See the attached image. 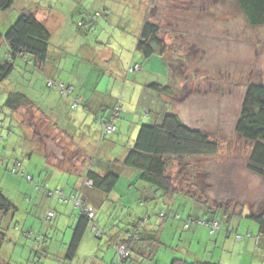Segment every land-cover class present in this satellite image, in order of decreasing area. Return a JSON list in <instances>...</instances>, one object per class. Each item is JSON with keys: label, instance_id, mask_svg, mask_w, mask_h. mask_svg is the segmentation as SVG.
<instances>
[{"label": "crops", "instance_id": "crops-1", "mask_svg": "<svg viewBox=\"0 0 264 264\" xmlns=\"http://www.w3.org/2000/svg\"><path fill=\"white\" fill-rule=\"evenodd\" d=\"M70 1L71 3L65 2L66 7L70 9L69 13L62 10V14L53 5L41 4L38 17L47 24L50 31L52 27L62 25V21L63 26L68 21V30L72 29L75 33L74 38L68 41V35L64 33L62 44L51 42V58L44 71L36 70L27 65L24 60L17 58L16 68L12 74L0 83V110L4 116L13 117L9 124L6 119H3V124H5L3 130V125L0 126V133L5 140H1V143L6 142L7 144L8 142V148L4 151L0 150V157L5 163H16L20 155L19 151L22 150L24 157L22 169L32 176L27 191H39L34 207L42 208L49 202L47 207L55 206L58 209L57 218L51 221V225L62 221L64 233L60 246L52 251L47 246L45 253L39 256V264H111L117 259V245L126 239L127 229L131 227L125 224L128 214L124 203L127 196L117 190L118 194H114L110 201L108 197L94 189L93 185L86 182L87 175L90 168L102 172L104 167L114 166L113 162L133 145L139 128L138 123L147 120L148 111L145 113L144 110L152 107L155 102L156 93L148 85L161 81L160 77L167 75L163 74L167 71L166 66L163 67V65H167L169 69L165 78L171 77V71L166 60L153 57L145 61L136 49L138 36L145 20L149 17L156 21V11L150 12L149 0H143L141 7L136 6L138 0H125L122 11L117 14L120 16V23L116 20L118 22L117 31L105 33L106 30L103 29V34L97 33L93 37H89L88 32L96 30L97 24L102 23L101 20L95 18L90 21L91 28L85 27L81 31H76L75 18L72 14L78 7H73L74 0ZM100 6L103 9L98 8L94 12L102 11L106 20L109 19L110 14L117 13L119 10L115 1L107 0ZM128 7L130 9L126 11ZM12 19V12L0 14V26L3 25L6 29ZM129 32L132 34L128 35ZM7 57H9L8 51L5 49L4 54L0 55V60H5ZM136 63H141L142 68L135 72H128V68ZM159 66H161V73L158 72ZM47 78L73 84L75 94L82 99V105L71 109L73 97L62 96L57 90L48 88ZM9 93L15 105L22 103L19 108L12 110L7 107L8 105L6 106L5 99ZM23 102L26 104L29 102L31 105L27 106ZM134 103H138L137 108ZM116 105L122 106L120 118L115 121L116 132L103 136L102 122L108 118L110 110ZM6 127H10L9 131L21 137L24 143L8 139L10 136L5 133ZM97 161L101 165L95 166ZM119 168L121 178L123 175L128 178L134 176L135 181L132 180V185L140 184L143 190L136 191L130 184L128 185L133 190L129 191L130 198L137 201L136 208H134L135 213L130 212V215L143 214V218L139 223L133 224L137 227L140 239L137 244H133L134 253L131 258L123 264H170L176 258L189 261L212 260L211 262L224 264H232L231 261L238 258L241 264H244V257L247 260L250 255L255 261L261 257L260 254L263 252H259L257 246L264 238L262 235H259L258 242L251 241L250 247L253 251H248L246 256L243 257L242 251L235 252L234 246L230 249L232 251L229 255L223 252L216 259L213 256L206 257L209 247L204 248L205 254L202 256H193L184 245L180 244L181 241L173 244L171 239H162L160 235L162 227L166 229L169 226L171 234L174 230L176 232L179 226L183 228L181 223L173 219L175 218L173 213H177L179 209L176 208L173 198L181 199L186 195L184 193L173 196L163 194L167 197L162 202L159 198L162 195L160 191L155 189L153 191L146 183L140 182L131 169L123 168L121 165ZM54 174L62 176L61 184L54 182ZM20 180L23 182L19 177L17 179L10 175L6 181H0V183L3 185H9L10 182L19 184ZM53 183L59 188V191L55 192H61L59 194L62 195V201L57 195H51ZM48 196L52 199H46ZM72 196L80 197L83 203L95 210L92 220L102 228L106 235L108 234V238L105 239V234L98 237L93 235L92 227H90L91 229L88 228L80 242L76 254L70 256L68 249L72 237L69 231L73 232L81 213L74 200L70 199ZM32 199V195H29V207ZM164 204L170 206L164 219L148 223L150 218L155 217L152 213H156L159 206L163 207ZM33 210L37 211L36 208ZM243 212L248 213L247 210ZM43 213L44 210L39 214L40 218ZM196 217L188 216V218ZM189 230H192L193 235L204 231L196 225L185 231ZM219 236L224 239L230 237L225 233H220ZM156 237L158 242L150 241ZM6 246L7 244L4 243L0 254V264H24L25 261L26 264H36V257L33 254L38 253L43 247V245L36 246L37 248L32 249L28 258H21L17 261L13 259V256L6 257ZM105 246L106 248L102 249ZM102 250H104L103 254L100 253ZM179 250H185V252L180 255ZM253 260L252 264H255ZM262 263L264 264V253Z\"/></svg>", "mask_w": 264, "mask_h": 264}, {"label": "rangeland", "instance_id": "rangeland-1", "mask_svg": "<svg viewBox=\"0 0 264 264\" xmlns=\"http://www.w3.org/2000/svg\"><path fill=\"white\" fill-rule=\"evenodd\" d=\"M30 1L23 0L25 3ZM35 1L39 3L43 1L42 5L46 6L53 5L61 14L62 10L65 13H69L70 11L65 4V2L71 3L70 0ZM105 1L107 0L73 1V7H78L72 14V17L75 18L76 31H81L85 27L91 28L90 21L95 18L101 20L102 23L97 24L98 28L96 30L88 32L89 37H93L97 33L99 35L103 34V29L106 30L105 33L113 30L117 31L118 22L116 20L120 23V16L117 14L122 11L125 0H110L118 4L119 10L112 15L109 13L108 20H106L105 15H102V11H97L100 13H98L97 17L92 16L96 9H103L100 5ZM149 1L150 12L156 11L155 22L162 25V37L168 44V52L173 53L176 51L175 54L179 58L183 56L191 58L189 61L190 72L188 68V74L186 75L189 77L191 72H195L196 79L188 82L186 86L184 85V79L180 80V84L178 85L180 90H176L178 94H174L172 98H167L165 95L163 97L157 94V92L154 105L146 109L148 114L146 116L147 120L144 123L153 122L161 110H169L179 113L187 124L206 129L210 135L218 139L225 147V150H221V156L217 160L205 157L201 159L204 163L199 166V171L202 173L206 169L210 173L208 180L201 181L203 187H205L204 191L210 200V204L214 207L217 202L221 203V201H226V199L232 197L234 200L238 199V202L242 204L243 209L241 210H248L249 207L254 209L260 203H264V178L247 169L246 154L249 151L250 144L238 136L235 131V122L240 112L247 85L250 82H264V24L252 26L240 7L230 0ZM142 2L143 0H138L136 6L141 7ZM62 3L64 4L63 8ZM109 5L111 8V4ZM133 8L132 6V10ZM129 9L130 7L125 10L128 11ZM11 11L14 18L17 12ZM68 25L69 22L66 21L65 26H63L62 21V25L52 27V43L62 44L64 33L68 35V41L74 38L73 34L75 33L72 32V29L68 30ZM130 34L132 33L129 32L128 35ZM84 39H86V36H84ZM178 50H180L179 53ZM1 54H4V48H2ZM177 61H180V59H177ZM165 66L167 67V65H163V67ZM178 67H176L177 71ZM158 72H162L161 66H159ZM204 74L206 75L205 78ZM160 80L162 84L168 83V81L165 82L166 79L165 77L163 79V76L160 77ZM190 87L193 88L190 89ZM102 88L105 87L102 86ZM188 90H191L189 91L191 92L189 95L186 93ZM134 104H136L135 108H137L138 103ZM0 115V123H3V119H6L9 124L13 118L9 115L4 116L1 110ZM140 124L141 121L137 125L139 128ZM19 152L18 160L22 164L24 160L23 152L22 150ZM27 174H25L26 178ZM187 174L189 173L186 172ZM202 175L200 176L201 179ZM53 176L55 183H62V176L60 174H54ZM128 179L127 176L123 175L116 189L127 196L124 203L126 213L128 214L125 224L132 227L135 222H140L143 214L130 215V212L135 213L134 208H136L137 201L134 198L131 199L129 196V191L133 190L128 187ZM132 183L130 186L136 191H143L140 184L132 185ZM146 185L151 187L153 191L156 189L150 184ZM51 190L55 191L59 190V188L55 187L53 183ZM160 192L162 195L159 198L163 202L167 196L163 195L162 191ZM27 193L33 197L30 207L28 202L29 195L27 197ZM38 196L39 191H14L13 198L16 209L7 217L5 215L0 217V227L6 233V257L10 258V256H13V259L17 261L21 258H28L32 249L43 245L38 253L35 252L33 254L36 257V264H39V256L45 253L47 246L51 248V251L52 249L59 248L64 233L62 221L59 224L54 223L51 225V221L55 219L53 217L48 222H45L47 220L45 215H49L50 213L48 210L55 212V215H57L58 209L55 206L47 207L50 204L48 200V204H45L42 207L43 209L41 207H34ZM46 199L50 200L52 198L48 196ZM173 199L175 200L176 208L179 209L177 219L173 218V216L172 218L181 223L184 229L179 226L177 231L175 232L174 230L173 234H171L169 226L166 229L162 227L160 229L161 238L165 240L171 239L173 244H178L181 241L180 244L184 245L193 256H202L205 254L204 248L207 249L209 247L206 257L213 256L216 259L223 252L229 255L230 251H232L230 249L235 246V252L239 253L242 251L244 257L248 251L252 250L250 247L251 241H259V226L254 219L246 217L247 213H244V217L236 215L227 217L219 211L212 213L213 210H207L208 208L204 204L196 202L187 195L181 199ZM162 206H159V210L163 212L162 214H167L169 206L165 204ZM33 208H36L37 211H34ZM43 210L44 213L41 215L42 218H40L39 214ZM153 215L155 217H152ZM189 215L200 216L201 218H192V222H194L192 223L189 221ZM213 215L217 217L216 221H219V226L213 227L205 223L204 220L212 219ZM152 216L148 223L164 219V217H161L160 212L152 213ZM198 219H201V221L198 222ZM193 225L204 229V231L196 235L192 234V230L185 231ZM220 233H225L230 237L224 239L222 236H219ZM69 235L72 237L71 230L69 231ZM104 237L105 239L108 238V234H105ZM104 248L106 246L102 247V249ZM257 248L259 252L264 253V238L260 240ZM179 252L182 255V252H185V250H179ZM100 253L103 254L104 250L100 251ZM262 254H260L261 257L257 261L251 259L252 257L249 255L247 260L244 257L243 262L244 264H252L253 260L255 264H263ZM231 262H233L232 264H241L238 258H234ZM24 264H26V261Z\"/></svg>", "mask_w": 264, "mask_h": 264}, {"label": "trees", "instance_id": "trees-1", "mask_svg": "<svg viewBox=\"0 0 264 264\" xmlns=\"http://www.w3.org/2000/svg\"><path fill=\"white\" fill-rule=\"evenodd\" d=\"M230 1L240 7L252 26L264 24V0ZM42 2L39 3L38 1L31 0L25 3L23 0H0L1 14L12 12L11 10L17 12V15L10 21L6 29H4L3 25L0 26V55L2 48H4V52L6 49L9 56L5 60H0V83L12 74L16 68L15 60L17 58L24 60L27 65L36 70H45L46 64L51 58L52 33L47 24L38 17V11ZM98 13L99 12L96 11L92 16L97 17L100 14ZM136 49L141 55V58L145 61L153 57H160L162 60H166L167 64L170 65L171 77L165 78V82L168 81L167 84L155 81L148 85L155 93L158 92L157 94L172 98L174 94L177 93L176 90H180L178 87L180 80L184 79V85L186 86L188 82L196 79L195 72H191L189 77L186 75L188 74V68L190 72L189 61L191 58L188 56L179 58L175 54L176 51L169 53L168 44L162 37V25L149 17L142 26ZM179 51L180 50H178V53ZM177 59H180V61H177ZM136 64L140 66L138 69L140 70L142 64ZM133 66L134 65L128 68V72L138 71L134 69ZM177 66H179L178 71L176 70ZM201 71H203V69H201ZM166 72L168 73V71ZM166 72L163 74H167ZM205 77L206 75L204 74V78ZM62 83L68 86L71 85L73 87L72 90L68 91L67 94L62 92V88L60 87ZM46 85L51 90H57L62 96L73 97L70 105L71 109H75L82 105V99L79 95L75 94V86L73 84L47 78ZM192 88L190 87V89ZM189 91L191 90L186 92L187 95L191 93ZM11 97L12 95L9 93L8 96H6L5 104L6 106L8 105L7 107L9 109L12 108V110H15L19 108L22 103L19 102L15 105V101H12ZM76 101H78V103L73 106ZM23 104H26V102H23ZM26 105L29 106L31 104L28 102ZM115 107H119V113L117 115L115 114ZM115 107L110 110L108 118L102 122L101 132L103 136L116 132L115 121L120 118L122 106L116 105ZM144 112L146 113V109ZM144 122L143 124L141 123L140 128H138L139 131L137 130L133 145H131L121 157L113 162L114 166L108 168L104 167L102 172L90 168L86 182L93 185L94 189H97L111 201L113 199L112 196L118 194L116 186L121 179L119 168L121 165L123 168L134 171L140 182L150 184L156 188L155 190L162 191L165 195L173 196L175 194L184 193L189 198L213 210L212 213L219 211L223 213L224 216L227 215L229 217L235 215L241 217L245 216L244 210H241L243 209L242 204L238 202V199L234 200L232 197H229L226 201H221V203L217 202L213 207L209 202L208 196L205 194V187H203L201 183L203 180H208L210 174L207 169L204 173L199 171V166L204 163L201 159L208 157L217 160L219 156H221V150L225 148L218 139L210 135L204 128L187 124L179 113L169 110H161L151 123ZM2 125L3 130L5 124L0 123V126ZM109 125L114 126L113 131L107 130ZM9 130L10 127H6L5 133L10 136L8 139L14 142L21 141L19 143H24L21 137ZM235 131L238 136L250 144L249 151L246 154L247 169L264 178V82H250L247 85L240 112L235 122ZM1 140L4 139L0 133V150L4 151L8 148V142L7 144L3 142V144ZM96 165L101 164L97 161L95 162V166ZM23 170L19 160L16 163L10 162L9 164L3 162L0 157V181H6V178L10 175L17 179L19 177L23 180V182L20 180L19 184L10 182L9 185H3L0 183V217L4 215L7 217L16 209L13 198L14 191H27L29 188L28 184L31 182L32 176L25 173ZM186 172L189 174L186 175ZM25 174L28 175L27 178ZM201 175L202 179L200 178ZM132 180L135 181L134 176L129 177L128 185L133 182ZM128 187L131 189L130 186ZM55 191H52L51 195H57L62 201V195ZM70 199L74 200L81 212L78 222L73 228L72 240L68 249L69 255L73 256L76 254L78 246L88 228L92 227V231L97 237L105 234V232L102 231L99 225L94 223V220H92L95 214V210L92 207L83 203L80 197L77 198L76 196H72ZM238 207L240 208L238 209ZM168 208L170 209V206ZM252 209L250 207L248 210L246 209L249 212L246 214V217L252 218L257 222L259 234L264 236V203L262 202L253 210ZM91 211L94 213L93 217L88 215ZM49 212V215H45V218H47L45 222H48L53 217L57 218L58 214L55 215L53 211ZM157 212L161 213V217L166 216V214H162L163 212L161 210ZM177 215L178 212L174 213L175 219H177ZM216 220L217 217L213 215L212 219L210 218V220L204 221L213 226V223L217 222ZM189 221L192 222L193 219L189 218ZM197 221L200 222L201 219ZM135 226L136 225H133V228L130 227V229H127L126 239L117 245V259L111 264H123L133 255V244H137L140 239L137 234V227ZM150 241L158 242V238L150 239ZM5 242L6 233L2 227H0V254ZM121 245H125L130 252L129 256L123 259L119 258L118 254V249ZM170 264L222 263L203 260L189 261L176 258L171 261Z\"/></svg>", "mask_w": 264, "mask_h": 264}, {"label": "built area", "instance_id": "built-area-1", "mask_svg": "<svg viewBox=\"0 0 264 264\" xmlns=\"http://www.w3.org/2000/svg\"><path fill=\"white\" fill-rule=\"evenodd\" d=\"M134 69H139L140 66L138 64H135L133 66ZM60 87L62 88V92L64 93H68V91H71L72 90V86H68V85H65L64 83L60 84ZM78 103V101H76L73 106H75L76 104ZM119 113V107H115V114L117 115ZM108 131H113L114 130V126L113 125H109L108 128H107ZM93 212H89L88 215L90 217H93ZM215 226H219L218 222H214L213 223V227ZM118 254H119V258L123 259V258H126L129 256L130 252L129 250L127 249V247L125 245H121L119 246V249H118Z\"/></svg>", "mask_w": 264, "mask_h": 264}, {"label": "clouds", "instance_id": "clouds-1", "mask_svg": "<svg viewBox=\"0 0 264 264\" xmlns=\"http://www.w3.org/2000/svg\"><path fill=\"white\" fill-rule=\"evenodd\" d=\"M219 224V223H218Z\"/></svg>", "mask_w": 264, "mask_h": 264}]
</instances>
